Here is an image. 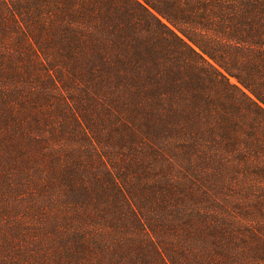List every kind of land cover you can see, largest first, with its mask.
Listing matches in <instances>:
<instances>
[{
    "label": "trees",
    "instance_id": "obj_1",
    "mask_svg": "<svg viewBox=\"0 0 264 264\" xmlns=\"http://www.w3.org/2000/svg\"><path fill=\"white\" fill-rule=\"evenodd\" d=\"M0 264H264V0H0Z\"/></svg>",
    "mask_w": 264,
    "mask_h": 264
},
{
    "label": "rangeland",
    "instance_id": "obj_2",
    "mask_svg": "<svg viewBox=\"0 0 264 264\" xmlns=\"http://www.w3.org/2000/svg\"><path fill=\"white\" fill-rule=\"evenodd\" d=\"M233 81H235V79H233Z\"/></svg>",
    "mask_w": 264,
    "mask_h": 264
}]
</instances>
